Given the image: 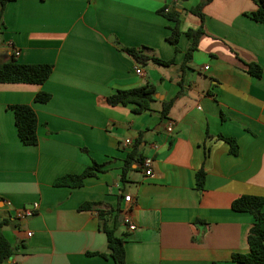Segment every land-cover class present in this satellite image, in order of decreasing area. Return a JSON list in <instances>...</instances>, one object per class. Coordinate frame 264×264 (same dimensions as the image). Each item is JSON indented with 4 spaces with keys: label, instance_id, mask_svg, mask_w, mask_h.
Instances as JSON below:
<instances>
[{
    "label": "crops",
    "instance_id": "1",
    "mask_svg": "<svg viewBox=\"0 0 264 264\" xmlns=\"http://www.w3.org/2000/svg\"><path fill=\"white\" fill-rule=\"evenodd\" d=\"M179 2L7 3L0 20V63L15 56L14 48L18 62L52 64L54 70L41 85L0 83V217L10 220L3 231L16 247L3 264H115L100 210L125 238L128 264H237L234 253H249L254 217L232 205L243 195L264 198V24L249 16L259 5L214 0L204 8L206 34L181 85L180 64L192 43L185 32L201 24L190 10L201 0L184 2L181 10ZM173 8L183 19L178 54L167 40L175 23L160 13ZM121 47H149L162 59L176 58V65H142ZM249 64L261 66L263 76L251 75ZM146 84L156 86L151 110L109 105L108 97L118 90ZM181 90L163 117L164 102ZM39 92L51 100L37 102ZM14 105L35 110L37 145L21 142L9 108ZM139 137L153 174L134 163L122 181ZM221 137L237 142V155ZM94 163L104 171L87 177L83 186L56 185ZM202 168L206 180L200 191ZM88 203L98 204L81 210ZM34 204L39 208L32 218H17ZM125 208L135 230L123 221Z\"/></svg>",
    "mask_w": 264,
    "mask_h": 264
},
{
    "label": "trees",
    "instance_id": "2",
    "mask_svg": "<svg viewBox=\"0 0 264 264\" xmlns=\"http://www.w3.org/2000/svg\"><path fill=\"white\" fill-rule=\"evenodd\" d=\"M10 0H0V20L3 17V13L7 3ZM188 2L190 0H179ZM214 0H201V2L190 10V13L197 16L201 24L197 29H189L185 34L192 40L185 59L180 64L183 72L182 82L184 81V72L188 68V64L192 61L193 54L198 50L199 41L206 34L205 30V14L204 8L213 2ZM259 8L250 14L249 16L260 23L264 24V0H256ZM169 21L175 23L171 27V34L167 40L176 46V53L180 52L178 43L181 36L184 34L182 30V13L173 8L170 12L162 10L160 12ZM121 49L131 55L138 63L146 65L148 63L161 66L171 67L176 65V58L165 60L160 58L154 53V50L149 47L131 48L121 47ZM249 73L255 77H262L263 70L261 66L257 64H249ZM54 65L52 64H25L16 60L15 56L5 63H0V83H25V84H44L52 75ZM156 86L153 84H146L145 86L128 89L118 90L116 93L108 97V103L111 106L119 105H133L136 113H143L151 110V105L155 101ZM184 94L181 90L170 101L164 102L162 116L167 117L175 100ZM51 95L44 92H39L36 96V101L41 103H47L51 100ZM14 111L15 122L21 142L25 145L34 146L39 143L38 136V116L35 110L29 105H14L9 107ZM227 141L230 146V152L233 155H237L239 152L238 144L235 140L230 138L221 137ZM142 137L137 139L134 149L128 154L125 165L123 167L122 181H126L127 173L132 168L134 163H138L142 166L146 160L145 155L141 151ZM104 166L94 163L88 167L83 173L79 175H68L60 178L57 182V186H70L81 187L84 185V181L87 177L96 176L99 172H103ZM206 172L202 168L197 173V188L202 191L205 187ZM98 203H88L81 207L82 209H91ZM232 209L237 212H247L254 217V224L250 230L248 242L250 251L247 254L234 253L232 256L233 262L237 264H264V198L260 196L243 195L237 198L232 205ZM107 214L100 210L99 218L101 220V229L106 233L108 239V246L111 250V257L115 264H128L125 238L117 235V226L110 227L107 222ZM120 219V216H116V221ZM9 219H2L0 217V264L9 261L16 253V247L5 236L3 229L9 224ZM108 257V255L103 254Z\"/></svg>",
    "mask_w": 264,
    "mask_h": 264
},
{
    "label": "built area",
    "instance_id": "3",
    "mask_svg": "<svg viewBox=\"0 0 264 264\" xmlns=\"http://www.w3.org/2000/svg\"><path fill=\"white\" fill-rule=\"evenodd\" d=\"M169 10H167L168 12ZM14 51V55L15 56H19L20 52L15 50L14 48H12ZM136 73L139 75H143V71L141 69H137ZM174 128L173 123H169L167 126V129L169 131H172ZM126 144L130 145L132 144V141L130 139L126 140ZM143 169L145 170V174L148 176H151L153 174L152 172V162L151 160L147 159L145 160L144 164L142 165ZM131 196H126L125 197V201L126 202H131ZM39 206L38 204H34V206L30 209H24V210H20L17 212L16 216L17 218L24 220V219H28V218H32L38 210ZM122 218L124 223L129 227V230H135L137 228L136 224L133 222L132 217H131V212H130V208H125L124 211L122 212ZM32 233L28 234V237H31Z\"/></svg>",
    "mask_w": 264,
    "mask_h": 264
},
{
    "label": "water",
    "instance_id": "4",
    "mask_svg": "<svg viewBox=\"0 0 264 264\" xmlns=\"http://www.w3.org/2000/svg\"><path fill=\"white\" fill-rule=\"evenodd\" d=\"M184 3V1H180L176 6L178 9L181 10L182 4Z\"/></svg>",
    "mask_w": 264,
    "mask_h": 264
},
{
    "label": "rangeland",
    "instance_id": "5",
    "mask_svg": "<svg viewBox=\"0 0 264 264\" xmlns=\"http://www.w3.org/2000/svg\"><path fill=\"white\" fill-rule=\"evenodd\" d=\"M190 24H193V22H192V21H190Z\"/></svg>",
    "mask_w": 264,
    "mask_h": 264
}]
</instances>
